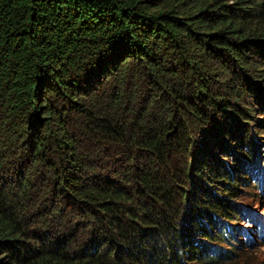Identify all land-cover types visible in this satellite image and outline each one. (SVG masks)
Instances as JSON below:
<instances>
[{"label":"trees","instance_id":"16d2710c","mask_svg":"<svg viewBox=\"0 0 264 264\" xmlns=\"http://www.w3.org/2000/svg\"><path fill=\"white\" fill-rule=\"evenodd\" d=\"M263 90L264 0H0V264L232 263Z\"/></svg>","mask_w":264,"mask_h":264},{"label":"rangeland","instance_id":"374dc122","mask_svg":"<svg viewBox=\"0 0 264 264\" xmlns=\"http://www.w3.org/2000/svg\"><path fill=\"white\" fill-rule=\"evenodd\" d=\"M264 91V90H263ZM247 98V97H246ZM255 101V100H254ZM261 103L258 101L253 102V100L248 101V106L251 111L252 120L249 121V133L252 134L250 137L249 145L258 146L259 151H257V160L244 161L243 169L252 170L258 169L264 173V99H261ZM253 141V142H252ZM234 144V143H233ZM228 145V144H226ZM248 146V145H246ZM251 149L250 147L246 149L247 151ZM244 152H235L234 156L240 157V160H245L249 157V155H245ZM247 154V153H246ZM216 155V166L217 168H221L219 163L226 162L229 165L233 164V154L229 153L228 159L225 158V154L223 150L220 152L217 151ZM229 169V168H228ZM230 170V169H229ZM235 178L238 176L241 178L238 184V190L235 192L236 197L228 198L229 202L233 204V207L236 209V212L231 220V230L234 232L236 230L235 235H233V241H230L228 245H224L222 247L218 246L220 249H215L216 251H225L226 249H230L232 251L234 246L237 247L238 250L234 251L236 253V258L232 261V263L227 264H264V228L261 226H257L258 223L264 224V181L255 180L252 176H248L247 173L242 175V173L233 174ZM220 184H212L211 192L222 194V188H220ZM185 207V206H184ZM187 212V210H185ZM182 214L184 217L186 215ZM181 216V218H183ZM220 223H226L220 216L216 217ZM252 235L253 237H247V235ZM225 254V253H224ZM223 264V261L220 262Z\"/></svg>","mask_w":264,"mask_h":264},{"label":"clouds","instance_id":"9594fccd","mask_svg":"<svg viewBox=\"0 0 264 264\" xmlns=\"http://www.w3.org/2000/svg\"><path fill=\"white\" fill-rule=\"evenodd\" d=\"M261 226L264 228V224H261ZM247 237H253L251 234L250 235H247Z\"/></svg>","mask_w":264,"mask_h":264}]
</instances>
